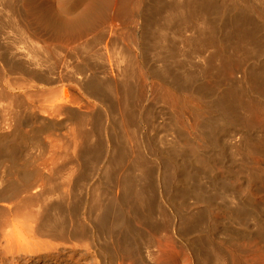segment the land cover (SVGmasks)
I'll list each match as a JSON object with an SVG mask.
<instances>
[{"label": "bare ground", "instance_id": "1", "mask_svg": "<svg viewBox=\"0 0 264 264\" xmlns=\"http://www.w3.org/2000/svg\"><path fill=\"white\" fill-rule=\"evenodd\" d=\"M115 4L116 5L113 8L111 7L112 10H111V14L109 15L110 16L112 15L113 19L116 20V22L117 21L121 22L127 17L130 18L131 20L129 23L130 26L127 25V26L122 27V28H126L130 35V39L128 40V44L126 48L123 50L121 48L122 50L121 54L123 55L124 63H122L121 60H119V58H118L119 62L116 61L114 63L112 61L114 65L113 67L116 69L115 72L118 73V76L120 79L119 83H117L116 81L117 77L116 79H114V77L117 74L114 72V69L111 67V65L108 63L106 67V63L103 62L105 61L103 60V58L105 59V57H103L104 50L102 51V53L100 52L102 54V56L100 55L101 56L100 59L103 60L102 61L103 65L101 64L100 59L98 60V62L100 61V64L102 65L101 70H103L102 71L103 74L108 75L106 76L107 77L106 80L109 81L108 80L109 76L113 78V80L110 78L111 82L103 83L100 80H98L95 70L91 68V63L88 64L85 60H83L81 67L77 69L72 67L73 70L75 69L74 70L75 73L73 76H75L76 74V75H79V77L75 76L74 78L71 76V79L73 78L75 80L77 79V84L80 85L83 92L87 96L92 98L93 100L100 103L103 107L102 106L99 107L95 112L94 110L93 111L90 110V112L82 111L81 113L75 115L73 114V112L71 113L68 109L66 110L62 105L52 104L51 102L52 98L50 96L52 92H50V90H48L47 88H45L44 90L42 89L43 93H42V90L40 89L41 90L40 92L42 95L39 92V95H41V97L44 98V101H47L48 99L51 98L50 104L41 106L42 114L44 115V117L52 118L55 116H61L60 114H64L66 115L65 117L68 121L69 120L73 121L75 124V128H73V130H71V133H70L71 137L69 136L70 138L69 144H70V147L72 146V150H73L70 163H73L74 164L73 166H76L77 168L76 169L74 168L68 171L70 172V174H66V178L64 180L66 181L67 179V181L64 182L65 185L62 183L61 180L60 181L62 184L58 180L56 181L54 178L49 179L43 175L40 177L38 176L39 179L34 181L33 179L34 170L33 172L30 170L32 167L29 169L30 160H26V159L24 160L25 157L23 158L22 155H24L25 153L21 154L20 152L17 151L15 147L18 145L17 141L19 140L22 141L21 139H23V136L19 133V131L16 130L17 126L24 125L21 120L23 117L17 112L13 113L19 108L14 110L15 107L14 108L12 107L14 111L13 112L10 111L12 116L10 115L9 117L10 119L12 118L13 123L16 124L15 131H17L18 133L15 131H12L11 135L8 136L4 132H0V164L5 165L3 168H5L7 175L12 174L15 176V180L13 178H12L13 180L11 178H7L8 176L4 177L5 175H1L0 177V179L2 178L1 181L5 183V185H2L0 183V186L1 185L4 186V187H0V202L9 201L13 203L10 205L11 207L13 205V209L11 210L9 207H7L8 211L0 208V222L1 220L5 221L4 219H1V216H3V214L6 213V211H7V214L15 217L18 215V212L21 211L20 209L23 208L22 205L24 206L26 205V207H24L26 208L25 209L26 211L28 208L30 210L31 206L29 207L28 206L29 204H32L34 206L35 204L39 203L40 205L41 202L39 201V197L46 196V199H47V196L49 197L54 196L55 197L54 199H57V198L59 199V200L57 199L58 204L55 201L54 202L56 204L52 203L53 201L50 199L49 201H52L51 204L49 202H47V204L42 203L39 206V208H41V211L39 209L38 211L33 212V213L27 212L30 214L29 215L31 219L30 222H32V224L30 223L31 225H28L29 224L28 223L29 219H28L27 227H25L24 225V228H25L24 230L27 236L29 237L28 241L25 242L26 240L25 239L24 243H22V242L16 241L17 239H11L13 238V237H10L11 233L9 236L8 235L9 233L5 229V231L8 233V234L4 233L5 237L7 235V237L9 236L10 238L6 239V244L4 243L5 244V247L3 246L4 251L2 250L4 254L1 257H3L4 259H8V256L6 255L10 254L11 259L9 260H12L10 262H13L15 255L18 256V253H21V252L24 253V255L25 253L33 254L36 252L39 253L43 251L46 254H50V251L52 249L57 250V248L59 247V245L58 247L57 246L55 247L49 244L47 245V243L46 244L44 243V245L43 244L41 245L42 242L41 241L39 242L37 240L38 239L37 236H39V237H42V239L43 237L52 238L50 239L51 241L55 239L63 243L71 242V241L81 242V240L84 241L85 239L86 241L91 240V242H95L97 240L100 241L102 239L101 241H104L103 245H97L96 243V245L98 246L97 255L101 257L104 260V262L106 261L105 263L101 262L102 264H112V262L118 256L116 254L118 253L117 247L122 246L124 244H127L129 246L134 245L132 253L135 256H137L134 264H142V262L145 259H148L151 256L149 247L152 244L151 243L152 238H151V234H149L150 237H148L144 235L143 232L140 233L142 230L140 232L139 231L135 232L133 229L134 227L132 226L133 221L134 219H137V218L142 219V220L144 219V221H146L150 218V214L154 216L155 212L157 211L161 212L163 210V207H165V205L169 206L170 198L168 196L170 194L174 195L172 197H175V196L181 197L180 196L181 193H178L177 188L179 187L183 179H188V177L192 174V169H191L193 168L191 166L192 162H194L195 160L196 161L198 160L197 163H199L200 161L199 159H201L199 164L203 163L206 166V167L204 166L205 168L209 167L211 169L210 164L213 162H211L212 158H210V155H211L210 154V140H211L210 132L214 130V128L210 126L211 124H210V121L208 120V117L210 116V114L214 112L212 111L214 107L212 108L211 106H216L218 110L220 111L222 110L223 113H229L227 115L232 114L235 117L236 108L239 105H244L243 102L245 103L246 98L245 99L243 98L247 95V93L249 94L250 91H258L264 97V0H173L171 2H168V1L165 2V0H117V3L115 0ZM109 5H106V6H109ZM0 6L2 8L0 9V36L2 38L4 37L5 39L7 35L6 29H10V30H13V32L19 33V36H20L19 39H22V40L24 38L23 37L24 34L29 33L31 38L34 37L33 34L30 33L31 28L29 30L28 25H25L24 23H22L21 20L19 21L18 19L19 16L17 17L15 12L13 13L14 10L9 0H0ZM94 7H95L94 10L96 12L97 11L103 12L105 10L103 5L99 4L98 2L97 4H95ZM94 10L92 8V11L94 12V15H95ZM98 12H97V15H99ZM82 18L80 20H82ZM87 18L89 19V17ZM85 21L83 22V24L85 23ZM100 23H104V22H100ZM84 30H86V27ZM99 30H98V33L100 34ZM70 31H71V28H70ZM90 32L92 33V31ZM12 40L14 39L12 38ZM28 44H30V42ZM91 44L92 43L85 42L82 45H80L76 51H88L89 45ZM35 46H37V44ZM152 50L154 51L156 50V55L159 57V61L162 63L161 68L158 71L159 73L157 72L158 73L157 76L159 78L160 84L157 88L156 87H152V88H155L153 90H156L157 95H159V98L161 99V101L166 106H168V108L173 112L172 116L169 118V125H167V127H169V129L173 131L175 135L173 136L174 138H173V141L171 142L170 148L166 149V151H162V150L160 151V149L154 150V148L150 146L149 139L146 137V134L144 133V126H146L148 122H149V126L150 125L152 126V124H150V121L148 120L149 113H147L148 115H145L146 117H144V114H146V112L142 113V111H144L145 108L144 109L140 108V106H142V103H144L142 99H144L145 97L146 89L144 87L145 84L143 82L141 83H143L144 85L143 84L137 85L138 82L137 83L135 82L140 79L143 81L144 78H148V77L157 78V76L153 74L154 71L150 70L151 67L149 66L150 67L149 69L147 67V63H145L146 53ZM3 51L5 52V50ZM34 51L36 50L34 49ZM12 52L13 54L18 53V56H21V59L27 58L29 61L27 65H29L31 62L35 68L39 67L41 63L44 62V61L41 62V58H37L38 57L37 54H35L33 51H30V54L31 52H33V54H31L32 57L30 58L28 54L24 55L22 51L20 52L19 47L18 48L15 47ZM47 52L51 54L50 52L52 51L46 50V53ZM36 53H39V52H36ZM54 54H51L53 56L51 57L50 55L49 57L53 58ZM77 54L74 56L77 57ZM99 54L97 55L98 57H99ZM111 54H113V52ZM0 55H1L0 60L4 63L3 54L1 53ZM39 57L41 56L39 55ZM91 57L93 58V55L92 56L90 55V58ZM178 57L182 58V62L177 60ZM97 59H95L94 61L96 62ZM47 61L52 62V64L56 66L55 61H54L55 63H53V61H51L50 59H48ZM77 61L80 62L79 60ZM194 63H200L203 66L202 65L196 66ZM32 64H30L31 68L33 66ZM52 64L50 65L49 69L47 68L48 71L46 70L47 72L44 73V76L45 74H47L48 77L46 76L45 77L46 79L44 78L45 80L40 79V81H37V82H43V83L45 82V84L49 86V85L56 83L58 80L60 81L64 78L70 79V78L63 77L69 71L65 73L63 76H62L63 74L62 72L61 75L59 74L57 76V79L52 78V77L50 78L48 73L50 72L52 73L55 68ZM10 65L12 64H9V63L5 64L6 71L11 72V73L21 72V74L23 72V74L24 75L26 74L28 78L31 79L32 77L33 80H37V78L34 77L36 76L35 75L36 73L33 72L34 70L27 71L30 68L26 70V66L24 64H23L24 66L22 65V67L10 66ZM73 66L75 67V65ZM100 67L101 66L99 65V68ZM58 71L59 70L57 69V72ZM229 71H231L232 73H235L236 75H239V73H241V79L243 80L242 82H246L250 90L243 89L244 87L238 84H231V80L233 79H229V81L227 82V86L224 87L219 92V94H216V96L218 95L217 99L215 98L216 97L215 95H213L214 98L211 99L210 95L212 93L210 92H212L214 89H217L218 86L223 87V85H220V82H221L220 80L223 77H225L227 75V72ZM113 73H115V75ZM198 74L199 75L202 74L203 76L210 77L212 81H211V84L210 83L209 84L211 86L209 84H208L209 86H202L203 84L198 85L197 84L198 82L197 78H199ZM4 75H5V72L3 71V74H0V95L2 96V98H5V100L8 99L10 100V102L16 101L15 103H18L19 97L18 96L15 97V94H8L7 90L3 87L2 78ZM88 75H90L89 77L90 79H86ZM106 77L103 76V79ZM235 79H237V77ZM28 85H29L28 88L34 87V89L36 90L35 88L36 84L33 85L30 83ZM28 88H25V90ZM54 89L56 90V88ZM30 91H33V89ZM36 91L38 92V90ZM110 94L116 97L115 103H113L112 101L114 100V98L111 100L112 102L106 99V96ZM22 101L20 105H22ZM10 108L11 107L7 108L6 106V111L8 109V112H9ZM147 112H150V111H147ZM151 115L149 116L152 117ZM216 115L218 114L216 113ZM214 116L215 115L213 113V117ZM219 116L220 115H218V117ZM230 117L231 119L233 118L232 116ZM145 118H147L148 122ZM219 119H220L219 120L220 122L224 123L223 125L227 123L225 120L223 121L224 118L221 119L219 117ZM9 120L4 121V123L0 126V130H2V128H5L4 125H9L10 127L11 124H13L11 122L12 120L10 121ZM212 120L214 123L215 118ZM219 121H217V123ZM213 123H212V126L214 125L213 127H215L216 123L214 124ZM216 125L221 126V124H216ZM228 126L226 130H228ZM210 127L212 129L211 131H210ZM223 129H225V126L223 127ZM21 131H22V128H21ZM100 131H102L104 135V145H102L100 141L97 142L96 140H95L96 144L92 145V143L90 142L93 141V143H95L93 137H95L97 133ZM218 131H221V130H218ZM230 132L231 130L229 131V133ZM215 133H211V134L215 135ZM225 136H226V133H225ZM240 137H242L243 140L245 139L244 134H240ZM10 138L12 140V143L8 142L7 140V139L10 140ZM262 138H261V141H258L259 142L258 144L254 145V147L251 148L250 152L252 154L254 153H262L261 155L264 154V135ZM30 140H32V138ZM122 141L123 142L126 141L127 145L125 143L122 144ZM196 141H198V143ZM200 142L208 147L209 149L208 152H202L204 149L202 151L200 150V145H201ZM124 144L126 146H123ZM28 146H30V144ZM237 152L239 151L237 150ZM212 154H213V151H212ZM199 155L201 158L199 157ZM29 156H27L28 159H30ZM60 167L59 169L56 168L57 169L56 173L60 172L61 170ZM69 168H72V167H69ZM62 169L64 170L65 168H62ZM226 170L228 172L227 168ZM35 172L37 171L35 170ZM3 173H5V171ZM38 174L39 173L37 172V175ZM32 175H33V178H32ZM82 189L84 190V194L81 193L83 191ZM77 191H79L81 194ZM31 192H35L34 193L35 195L34 196L32 195V197H29V195L32 194ZM20 195H23V196L27 195L28 198L26 197L27 198L26 199L24 197L25 199L24 198L20 199L21 198ZM82 195L84 196L82 197ZM184 197L186 198V196ZM231 197L233 199H236L239 203H241L240 197L238 195L231 196ZM50 198L52 199V197ZM174 200L176 199L174 198ZM238 202L237 204H239ZM240 206H242V203L240 204ZM114 207L115 208L119 207L121 209V213L119 215L118 213L112 212L111 209H113ZM243 208L240 207V209L242 210L240 211L238 210L239 212L237 213L230 212V211L229 213L228 212H224V213L228 218H230V220L238 219V221L240 220L241 222H244V224L246 222L245 225L248 228L252 227V226H249V224H253V226L256 227L255 236L253 240V241L256 240V242L254 243L253 242L249 243V241H247L248 243H244V242H241V240L238 242L239 239L236 241L234 239V236L233 238L228 237V239H225V240L223 239L224 241H217L214 238H212V236H209L208 232L207 233L200 232L202 227L205 226L204 225L205 220L202 219V217H200L199 215L200 212L197 213V212H192L188 210L187 211L185 210V212H182V213H174L173 211H170V213L167 214L168 218L165 219V223L163 225L162 224L160 225V222L159 224L158 223L151 224L153 225L152 230H154L155 233L160 232L162 229L166 230L170 228V230L171 229L175 230V233L177 236L176 240L177 241L179 240V243L181 241H184L186 245L188 246V248L195 251L194 254L192 252V255L194 256V259H193L194 264H205V263L227 264L225 263V258L227 259V257H228V260L229 258L231 259L230 262L227 261L230 264H250L247 262L250 259L248 256H250L252 253L257 252L258 249H264V222L258 216H254V215L248 216L247 214H245V211ZM35 209L37 210V208ZM35 209H32L31 211H35ZM115 210H118V209L116 208ZM51 211H54V213L57 216L55 215H54L55 217H52V215L50 216L49 214L52 213ZM164 212L165 210L163 211V213ZM166 212H167V209H166ZM23 213H24V210H23ZM25 213H24V217L25 215L28 216V214H25ZM218 218L221 219V217L219 216L213 218L214 220L210 219V223H214L212 224L211 228H215L213 227V225H215L218 222L217 221ZM24 219L26 220V218ZM18 220L19 219H17V221ZM86 220H88L91 225L88 222H86ZM140 223H142V221ZM1 225H4V224H1ZM216 225H218V223ZM21 226L23 227L22 224ZM9 231L13 232L11 231V229ZM240 238L242 239V237ZM91 247L94 248V244ZM101 258L100 260L102 261ZM37 260L39 261L42 260L46 264H52V260L53 262L54 261L56 262L57 260L59 261L58 257H55V256L51 257L50 255H47L45 257H40ZM252 264H255V263L252 262Z\"/></svg>", "mask_w": 264, "mask_h": 264}, {"label": "rangeland", "instance_id": "2", "mask_svg": "<svg viewBox=\"0 0 264 264\" xmlns=\"http://www.w3.org/2000/svg\"><path fill=\"white\" fill-rule=\"evenodd\" d=\"M9 1L11 3L12 7H13V10H14L13 13L15 12L17 17L19 16L18 17L19 21L21 20L22 23H24L25 25H28L29 30H30V28H31V30H33V31L30 30V33L33 34L34 37L31 38L29 33L28 34H24L23 35L24 38L22 40V39H19L20 38L19 33L13 32V30H10V29H6V32H7L6 34L7 35H6L5 39H4V37L2 38L0 36V40H1L0 41V46H1L0 54L2 53L3 54V58H4V63L0 60V62H1L0 63V74H3V71L5 72V75L2 78V84H3V87L7 90L8 94H15V97H17V96L19 97L18 98L19 102L15 103L16 101L15 102L14 101L10 102V100H8V99L5 100V98H2V96L0 95V97H1L0 98V102H1L0 103V105H1L0 106V126L4 123L5 120H9L11 112H13L14 110H16L18 108L20 109V111L18 109L16 111H14L13 113L17 112L18 114H20L23 117L21 120H22V123L24 124V125L16 127V124L13 123V120L11 118L10 120H12L11 122L13 124H11L10 127H9V125H4L5 128H2V130H0V132H4L6 135L10 136L11 132L15 131V127H16V130L19 131V133L23 136V139H21L22 141H20V140L17 141L18 145L15 146V147H16L17 151L20 152L21 154H24V153L26 154V156H25V154L22 155L23 158L25 157L24 160L25 159L26 160H30L29 169L32 167L30 170L32 172L34 170V172H33L34 178H33V175H32V178L34 179V181H36L37 179H39L40 176L43 175V176H46L49 179H53L54 178L56 181L58 180L60 183L62 181V183L65 185L64 182L67 181V179H66V181L64 180L66 178V174H70V172H68V171H70L71 169H74V168L76 169L77 168L76 166H73L74 165L73 163H70L73 150H72V146L70 147V144H69L70 143L69 136L71 137L70 133H71V130H73V128H75V124H74L73 121H70V120L68 121L66 119V117H65L66 115H64V114H60L61 116H55V117H52V118L51 117H49V118L48 117H44V115L42 114L41 106L50 104V99L52 98V100H51L52 104L62 105L66 110L68 109L71 113L73 112V114H75V115L81 113L82 111L90 112V110L91 111L94 110V112H95L99 107H101L102 105L100 103H98L97 101H95L92 98H90L89 96H87L83 92V90L80 87V85L77 84V79L75 80L74 78H75V76L79 77V75L75 74V76H73L74 73H75L74 70L79 68V67H81L83 60H85L88 64L91 63V68H93L95 70L98 80H100L103 83L111 82L110 78L112 80H113V78L109 76L108 77L109 81L106 80L107 79L106 76H108V75H106V74L104 75L103 74V72H102L103 70H101L102 69V65H103V62H104V63H106V67H107V65L109 63L111 65V67L114 69V72H115L116 69L113 67L114 66L113 62L115 63L116 61L119 62V60H121V62L124 63L123 62V55L121 54L122 53L121 51L126 48V46L128 44V40L130 39V35H129L128 30L126 28H122V27L129 25L131 20H130V18L127 17L121 22L117 21V22H119V23H117L116 20L113 19L112 15L111 16L109 15V14H111V10H112L111 7L113 8L116 5L115 4V0H34V1L33 0L32 1L31 0H20V1L19 0H9ZM83 1H84V3H83ZM167 1L171 2L173 0H165V2H167ZM78 2H79V4H78ZM97 2L99 4H102L103 7L105 8V10L103 12H98L97 11L100 16L97 15V12L94 10L95 9L94 6H95V4H97ZM116 3H117V0H116ZM106 5H109L110 8H109V6H106ZM75 7H76V9H75ZM91 7L95 11V15L96 16L94 15V12L92 11ZM0 9H2L1 6H0ZM77 10H79V11H77ZM19 13H21V14H19ZM82 13L84 14V16H83ZM93 15L95 16V18H94ZM77 17H79V18H77ZM82 17L85 18V19H83ZM87 17H89V19H91V20H89ZM81 18H82V20H84V21L87 20V21H85V23L83 24L84 21L80 20ZM24 19H26V20H24ZM87 22H88V24H87ZM100 22H104V23H100ZM74 23H76V24H74ZM104 25H105V27H104ZM83 26L86 27V30H84L85 27H83ZM70 28H71V31H70ZM95 28H97V29H95ZM98 30H99L100 34L98 33ZM90 31H92V33L93 32L94 33L92 34ZM74 33H75V35H74ZM15 35H16V37H15ZM28 35H29V37H28ZM77 37H79V38H77ZM85 37H87V38H85ZM93 37H95V38H93ZM12 38L14 40H12ZM29 38L31 40L33 38L34 39L31 41ZM90 38H92V39H90ZM106 39H107V41H106ZM15 40H17L19 42L15 41ZM5 41H7L8 43L5 42ZM111 41L114 42V43H112ZM116 41H117V43H116ZM29 42H30V44H28ZM85 42L92 43L91 45H89V48H88L89 50L88 51H76L79 48V46L82 45ZM33 43H34V45H33ZM36 44H37V46H35ZM99 44H101V45H99ZM14 45H15L16 48L19 47L20 52L22 51V53H24V55L28 54L29 58L32 57L31 54H33V52H34L35 54H37V56H38L37 58H41V62L42 61H44V62H42L41 65L39 67H36V68L30 62V64L33 65L32 68H31L30 64L27 65V63L29 62L27 58L26 59H24V58L21 59V56H18V53L13 54L12 51L15 48ZM5 47H6V49H5ZM36 47H37V49H36ZM101 47H103V48H101ZM111 48L113 49V51H112ZM121 48H122V50H121ZM34 49L36 51H34ZM3 50H5V52ZM38 50H40V51H38ZM46 50L47 51H52V52L55 53L54 54V53L50 52L51 54H54V57H53L54 59L49 57L51 54H49L48 52L46 53ZM93 50H95V51H93ZM103 50H104L103 57H105V59L103 57L102 58L105 61L100 59V57L102 56L101 53H102ZM115 50H117V51H115ZM30 51H33V52H31V54H30ZM153 51L154 50L149 51V52L146 53V55H145V63H147V67L149 69L151 67L150 70L154 71L153 74H155V76H157L158 73H159L158 71L160 70L162 63L159 61V57L156 55V50L154 51L155 54L153 53ZM36 52H39V53H36ZM98 52L99 53L101 52V53L99 54ZM112 52H113V54H111ZM118 52H120V53H118ZM80 53H81L82 56L80 55ZM38 54L41 57H39ZM47 54H49V55H47ZM76 54H77V57L74 56ZM98 54H99V57L97 56ZM90 55L91 56L93 55V58L92 57L90 58ZM52 56L53 55H51V57ZM47 58L50 59L51 61H53V63L56 62L55 63L56 66L53 65L52 62L47 61L48 60ZM77 58H79V59H77ZM118 58H119V60H118ZM17 59L19 61L20 60H22V61L19 62ZM95 59H97L96 62H98V60L100 59L102 65L100 64V61L98 63H96L94 61ZM57 60H59V61H57ZM69 60H70V62H69ZM77 60H79L80 62H78ZM177 60L182 62V58L178 57ZM61 62H62V64H61ZM8 63L12 64L10 66H18V67H22V65L24 64L26 66V70L28 68H30L27 71H33L34 70L33 72L36 73L35 74L36 76H34V77H36L37 80H33L32 77H31V79L28 78L26 76V74L25 75L23 74V72L21 74V72L11 73V72L6 71L5 64H8ZM20 63H21V65H20ZM77 63L79 64V66H78ZM95 63L97 65L99 64L101 67L99 68V65L97 67V65ZM48 64H49V66H48ZM51 64L55 68H54L52 73L51 72L48 73L50 78L52 77V78L57 79V76L59 74L61 75L62 72H63V74H62V76H63L65 73H67L69 71L68 73L70 74V76L67 73L63 77L70 78V79H65L64 78L65 80L64 79H62L60 81L58 80L56 83H54L52 85H49V86L46 85L45 82L44 83L43 82H37V81H40V79H44L47 76V74H45V76H44V73H46L48 71V69H49ZM194 64L196 66H201L202 65L200 63H194ZM69 65H70V67H69ZM73 65H75V67ZM72 67L75 68V69L73 70ZM24 69H25V67H24ZM57 69L59 70L58 72H57ZM191 69H193V68H191ZM70 70H72V71H70ZM99 70H101V71H99ZM115 73H113V74L115 75ZM41 74H42V76H41ZM88 74H90V73H88ZM116 74L117 75L114 77V79H116V77H117L116 81H117V83H119L120 79H119L118 73H116ZM71 76L74 77V78L71 79ZM103 76L106 77V78L103 79ZM200 76H201V78H200ZM89 77H90V75H88L86 79H90ZM198 77L200 78V79L197 78V81H198L197 84L198 85H200V84L202 85L203 84L202 86H209L211 84L212 80H211L210 77L203 76L202 74H200V75L198 74ZM236 77H237V79H235ZM148 78H144V80L146 79L145 80L146 83L144 82V80L142 81L141 79L138 80V81H135L136 83L138 82L137 85L138 84L142 85L143 83L145 84L144 87L146 89V93H145L144 99H142L144 103H142V106H140V108H142V109L145 108L146 110L148 109L147 111H150V112H147L144 109V111H142V113L146 112V114H144V117H146L145 115H148L147 113H149V115H151V113H152V115H151L152 117H150L148 115V117H149L148 120L150 121V124H152V126L151 125L149 126V122H148L147 118H145L147 120L148 124H146V126H144V133L146 134V137L149 139L150 146L152 148H154V150H159L160 149V151L161 150L162 151H166V149L170 148L171 142L173 141V138H174L173 136L175 135L173 133V131H171L169 129V127H167V125H169V118L172 116L173 112L168 108V106H166L161 101V99L159 98V95H157L156 90H153L155 88H152V87H156L157 88L159 86L160 81H159L158 76H157V78L156 77L155 78L152 77V78H149V79ZM229 79H233V80H231V84H238V85H241L242 87H244L243 89H249L248 88V84H246V82H242L243 80L241 79V73H239V75H236L235 73H232L231 71H229V72H227V75L220 80L221 81L220 85H223V87L222 86H218L217 89H214L212 92H210V93H212L211 94L212 96L210 95L211 99L214 98L213 95L216 96V94H219V92L224 87L227 86V82L229 81ZM151 81H152V83H151ZM27 82H28V84H30V83L33 84V85L36 84L35 88H36V90H38V92L34 89V87L28 88L29 85L27 84ZM141 82H143V83H141ZM225 83H226V85H225ZM153 84H154V86H153ZM25 88H28V89L25 90ZM45 88H47L48 90H50V92H52L51 93L52 95L50 94L51 98L48 99L49 102H48L47 99H46L47 101H44V98L41 97L42 94H41L40 91L42 89L44 90ZM54 88H56V90ZM32 89H33V91H30ZM21 90L23 91V93H22ZM27 90H29V91H27ZM43 90H42V93H43ZM152 90H153L154 93L155 92L156 93L154 94L152 92ZM35 92H37V93H35ZM39 92H40L41 95H39ZM55 96H57V97H55ZM217 96L215 97L216 99H217ZM113 98H114L115 101L112 100ZM115 98L116 97L111 95V94L106 96V99L110 100V102L113 101V103L116 102ZM243 99H245V103L246 104L243 102L244 105L237 106L238 109L236 108L235 117L232 114L227 115L229 113H223L222 110L221 111L218 110V108L216 106H211L212 108L214 107L212 109V111H214V112H212V113L210 112L211 114L209 116L210 118L212 117L211 120L208 117V120L210 121V124H211L210 126L212 128H214V130H212L211 127H210V131L212 130L210 132V136L213 137V138L210 137V139H211L210 140V154H211L210 158H212L211 162H213V163H211L213 166L210 164L211 169L209 167H207L208 169L205 168L206 166L203 163L199 164L201 159H199L200 160L199 163H197L198 160L197 161L195 160L191 164V166L193 167V168H191L193 175L191 174L188 177V179H183L181 184L177 188V191H178V193H181L180 196L182 198L181 197H176V196L172 197L174 195L170 194L168 196L170 198L169 199V206L165 205V207H163V210L161 212L157 211V212H155V214L153 213L155 217L152 216V214H150V218L148 219L149 221L148 220L144 221V219L142 220V219H139V218L134 219L133 225H132L134 227L133 228L134 231L135 232H138V231L140 232L142 230L140 233L143 232V234L148 236V237H150L149 234H151V238H152V240H151L152 244L149 247L151 256L148 259H145L142 262V264H194V260H193L194 256L192 255V252L194 254L195 251H193L190 248H188V246L186 245V243L184 241H181L179 243V240L178 241L176 240L177 236H176L175 230H173V229L170 230V228L166 229V230L162 229L158 233H155V231L152 230L153 225H151V224H155V223L159 224V222H160V225L161 224L163 225L165 223V219L168 218L167 214H169L170 211H173L174 213H182V212H185V210L186 211L188 210V211H192V212H197V213L200 212V214H199L200 217H202V219L205 220L204 221V225L205 226L203 225L204 226V227H202L203 230L201 229L200 232H202V233H207L208 232L209 236H212V238H214L217 241H224L225 239H228V237H232L233 238V236H234V239L236 241L239 239L238 242L240 240H241V242H244V243H248L247 241H249V243L256 242V240L253 241L254 240V236H255V231H256V227H254L253 224H249V226H252V227L248 228L245 225L246 222L244 224V222H241L240 220L238 221V219L237 220H235V219L230 220V218H228L225 215V213H224V212H228L229 213V211L237 213L240 210H242V209H240V207L243 208L245 206L243 208L244 211H245V214H247L248 216L249 215L250 216L251 215L252 216L253 215L254 216H258L264 222V182H263L264 181V154L263 155H261L262 153H254V154H252L250 152L251 148H253L254 145L258 144L259 143L258 141H261V138L264 135V97L258 91H250V93L249 94L247 93V95ZM20 100L21 101L23 100L22 101V105H20L21 104ZM87 101H89V102H87ZM249 102H251V103H249ZM6 103L7 104L10 103L9 105H11V106L7 105ZM13 103L15 105L16 104H18V105L15 106ZM93 104H94V106H93ZM6 106H7V108L11 107L9 109V112L11 111L10 113L8 112V109L6 111ZM17 106H19V107H17ZM12 107L13 108L15 107L14 110H13ZM161 109H163V110H161ZM242 109H243V111H242ZM161 113H163V114H161ZM213 113L217 117H218V115H220L219 117L221 119L224 118L223 121L225 120L227 123H225V125H223L224 123L219 121L220 120L219 117L218 118L215 117V116L213 117ZM216 113L218 115H216ZM13 115H15V114H13ZM225 115H227V116H225ZM153 116L155 117V119H154ZM230 116H232L233 118L231 119ZM236 116H238V117H236ZM5 117H6V119H5ZM214 118H215L214 123L221 124V126L220 125L217 126L216 124H215V127H213L214 125L212 126V123H213L212 119H214ZM228 119H229V121H228ZM50 120H51V122H50ZM217 121H219V122L217 123ZM231 121H232V123H231ZM233 121H235V122H233ZM41 122H43L44 124L41 123ZM64 122H65V124H64ZM229 122H230L231 125L229 124ZM153 123H154V125H153ZM239 123H240V125H239ZM12 125H14V126H12ZM222 126L223 127L225 126V129H223ZM227 126H228V130H226ZM220 127H221V129H220ZM21 128H22L23 132L21 131ZM215 128L218 129V130H221V131L223 130L222 133H221V131H218ZM24 129H26V130H24ZM30 129H32V130H30ZM230 130H231V132L229 133ZM17 131H15V132H17ZM165 131H167V132H165ZM170 132H172V133H170ZM211 133H215V135L211 134ZM225 133H226V136H225ZM31 134H33V135H31ZM232 134H234L235 136L232 135ZM240 134H244V136H245L244 140L242 139V137H240ZM27 136H28V138H27ZM257 136L260 139H258ZM31 138H32V140H30ZM93 138H94V142H95V140L97 142L100 141L102 143V145H104V135H103L102 131L98 132L97 135L95 137H93ZM93 138H92V140H93ZM7 140H8V142L12 143L11 138H10V140L9 139H7ZM192 140H194V139H192ZM28 141H29V143H28ZM162 142H164V143H162ZM196 142L198 143V141H196ZM245 142H246V144H245ZM32 143H33V145H32ZM90 143H92V145L96 144V142L93 143V141H91ZM123 143H125L127 145L126 141L125 142L122 141V144ZM29 144H30V146H28ZM125 144L123 146H126ZM167 144H168V146H167ZM200 144H201L200 145V150L202 151L204 149L202 152H208V150H209L208 147L205 146L201 142H200ZM202 144H203V146H202ZM20 148H22V149H20ZM237 150L239 152H237ZM212 151H213V154H212ZM214 152H215V154H214ZM27 156H29L30 159H28ZM199 157H200V155H199ZM65 161H67V162H65ZM4 166L5 165H3V164L1 165L0 164V177H1V175H5L4 177L8 176L7 178H11V179L13 178L15 180V176L14 175H12V174H8L7 175L6 174L5 168H3ZM60 166H62V167H60ZM59 167L61 168L60 172L61 171L62 172L61 173L60 172L56 173V171H57L56 168L59 169ZM69 167H72V168H69ZM62 168H65V169L63 170ZM226 168L228 169V172H227ZM238 168H240L241 170L238 169ZM35 170L40 175L39 174L37 175V172H35ZM230 170H231V172H230ZM258 170H259V172H258ZM4 171H5V173H3ZM63 172H65V173H63ZM196 172H198V173H196ZM1 180H2V178L0 179V183L2 185H5V183L3 181H1ZM2 185L0 187H4ZM194 190H195V192H194ZM79 191H77V192H79ZM31 193L32 194H30L29 197H32V195L33 196L35 195L34 194L35 192H31ZM81 193L84 194V190ZM195 194H197V195H195ZM236 194L240 197L242 206H240L241 203H239L236 199H233L231 197V196H237ZM225 195H227V196H225ZM20 196H21L20 199H22L24 197L25 198L27 197V195L26 196L20 195ZM83 196L84 195H82V197ZM184 196H186V198ZM50 197H52V199ZM50 197L47 196V199H46V196L39 197V201L41 202V204L42 203L47 204V202H49L51 204L52 201H53L52 203L56 202L58 204V201H57L58 198L57 197H56L57 199H54L55 198L54 196H50ZM174 198L176 200H174ZM225 198H227V199H225ZM49 199L52 200V201H49ZM237 202L239 204H237ZM11 204H13V203H11L9 201L0 202V208L7 210L8 209L7 207H9L10 210H11V209H13V205H12V207L10 206ZM40 205H39V203L35 204L34 206L32 204H29L28 206L29 207L31 206V207H30V210L28 208L27 211L25 210L26 208H24V207H26V205L25 206L22 205L23 208L22 207L21 208L24 210V213L26 211L25 214H28V216L25 215V217H24V213H23L22 209H20L22 212L19 211L20 213L18 212V215L16 214L17 215V216H15L16 218L14 216H10L9 214H7L8 210L6 211V213L3 214V216H1V219H4L5 221L1 220V222H0V230H1L0 231V246H1L0 247V264H6V263L8 264L10 261H12V260H9V259H11L10 254L6 255V256H8V259H4L3 257H1L4 254L3 251H4V247H5L7 238L13 237L11 239H17L16 241L22 242V243H24L25 239H26L25 242L28 241L29 237L27 236V234H26V232L24 230L25 229L24 225H25V227H27V220L28 219H29V221H28L29 224L28 225L32 224V222H30L31 219H30V216H29L30 214L29 213L30 212L31 213L36 212L39 209L41 211V208H39ZM35 208H37V210ZM116 208L118 210L120 209L119 207H116ZM116 208L114 207L113 209H111V208H109V209H111L112 212L118 213V215H119L121 213V209L118 212V210H115ZM164 208L167 209V212H166V209H164ZM32 209H35V211H31ZM164 210H165V212L163 213ZM27 212H29V213H27ZM51 212L52 213L49 214L50 216L51 215H52V217L57 216L54 213V211H51ZM20 214L22 215L23 218L21 217ZM4 216H6L8 218H6ZM217 216L221 217V219L220 218L217 219L218 225H216L217 223L215 225H213V227H215L216 229L215 228H211L212 224H214V223H210V219L214 220L213 218H215ZM2 217H4V218H2ZM24 218H26V220ZM17 219H19V220L17 221ZM7 220H8V222L10 224L7 222ZM139 221L140 222L142 221V223H140ZM21 222H23L24 224L21 223ZM86 222L89 223L88 220H86ZM221 222H223V223H221ZM1 224H4V225H1ZM21 224L23 225V227L21 226ZM5 229H6V231L9 234L5 231ZM8 229L9 230L11 229V231H13V232H10ZM136 229H137V231H136ZM4 233L8 234L9 236H10V233H11V236L7 237V235H6V237H5ZM240 237H242V239ZM37 238H38L37 240L39 242L40 241L42 242L41 245L42 244L44 245V243L45 244L47 243V245L49 244V245H52V246H55V247L56 246L58 247V245H59L60 248L58 247L57 250H55V249L53 250L52 249L51 251H53V252L50 251V254H46L43 251V252H39V253L36 252V253H33V254H28V253L26 254L25 253V255H24V253L21 252V253H18V256L15 255V258L13 259V262H10V263L11 264H18V263L19 264H46L44 261H42V260L39 261L37 259H39L40 257H45L47 255H50L51 257H53V256L58 257L59 261L57 260L56 262L55 261L53 262V260H52V264H102V263L106 262V261L104 262V260L97 255L98 254L97 253V248H98L97 245H103L104 244V241H101L102 239L100 241L97 240L95 242H91V240L90 241H86V239H85L84 241L81 240V242H79V241H71V242L63 243V242H60L59 240H55V239H53L51 241L50 239H52V238L43 237V239H42V237H39V236H37ZM87 240H89V239H87ZM96 243H97V245H96ZM93 244H94V248L91 247V246H93ZM52 246H51V248H52ZM133 246H131V245L129 246L127 244H124L122 246L117 247V249H118V251H117L118 253H116L118 255L117 258H116L117 260L115 259L112 262V264H114V263L115 264H134L135 259H136L137 256H135L132 253L133 252V248H134ZM263 253H264V249H258L257 252L251 254L252 256L251 255L248 256L251 260L249 259L247 262L250 263V264H252V262L255 263V264H264V254ZM100 258L102 259V261L100 260ZM15 259H17V260H15ZM230 260H231L230 258L228 260V257H227V259L225 258V263L230 264V263L227 262V261L230 262ZM205 264H209V263H205Z\"/></svg>", "mask_w": 264, "mask_h": 264}]
</instances>
